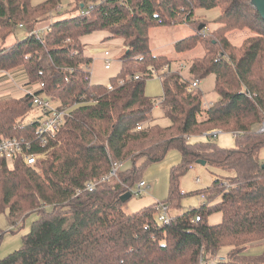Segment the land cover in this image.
Wrapping results in <instances>:
<instances>
[{"label": "trees", "instance_id": "trees-1", "mask_svg": "<svg viewBox=\"0 0 264 264\" xmlns=\"http://www.w3.org/2000/svg\"><path fill=\"white\" fill-rule=\"evenodd\" d=\"M59 4L0 0V41L19 25L26 31L0 49V71L21 68L29 85L43 84L35 95L68 110L63 125L41 145L39 122L22 123L34 106L32 96L0 99V139H24L31 152L48 151L34 166L16 161L10 169L0 161V215L6 214L10 227L28 214L38 215L20 248L0 264H200L217 258L223 248L229 250L218 264H264V252L245 254L264 242V164L259 161L264 132L251 130L264 124V21L255 8L248 0H68L65 16L41 35L33 34ZM198 9H218V27L210 38L197 29L174 44L177 53L199 43L204 47L203 57L190 64L193 79L186 81L171 70L167 57L152 54L149 30L193 26ZM243 29L253 35L232 46L227 34ZM100 31L129 47L107 85L89 82L92 59L81 42ZM165 66L170 69L160 79L159 107L170 125L161 127L152 123L155 101L146 96L145 82L152 70ZM209 75L218 101L204 109L202 94L186 87ZM213 130L233 134L235 146L219 148L212 134L191 143ZM171 150L179 152L181 162L172 168L168 196L160 203L168 209L182 198L180 180L198 160L233 174L191 193L203 196L204 203L167 224L156 219L158 203L127 213L128 200L122 203L120 197L139 196L133 190L143 170ZM113 168L115 176L86 190ZM215 213L220 222L211 224Z\"/></svg>", "mask_w": 264, "mask_h": 264}, {"label": "rangeland", "instance_id": "rangeland-1", "mask_svg": "<svg viewBox=\"0 0 264 264\" xmlns=\"http://www.w3.org/2000/svg\"><path fill=\"white\" fill-rule=\"evenodd\" d=\"M30 1L33 5H37L44 2L45 0ZM58 9V12L57 10L54 11V13H52L47 19L43 20L41 24H39L38 28L44 29L52 22L58 20L60 17L65 16V14L69 11L68 0H60ZM218 15V9H198L195 12V18L197 22H195L193 26H191L190 24H179L168 26H155L151 28L149 30V38L152 54L167 57L169 60L172 61V71L178 72L182 79L186 81L192 80L193 77H191L189 74L190 64L194 58L203 57L204 47L201 43H199L193 50L184 53H177L174 49V44L188 36L193 35L196 30L199 29V27H202L201 29H199L201 30L202 37L205 35L204 39L210 38L209 35L218 27V24L215 23V19ZM101 33L105 34L106 32ZM98 35H100L99 32H94L92 37H98ZM252 35L253 34L248 29L233 30L227 34V38L232 46L240 47L243 42ZM25 36L26 31L24 29L16 28L14 34L9 36L4 42L0 41V49L10 45L12 42H16L17 40L24 38ZM103 40L102 42L96 41V43L92 44V46L99 47L100 49L107 46H110L111 48V45H115L117 47L119 45L121 46L120 39L118 38L106 39V41ZM124 46H127V50L129 49L128 45L124 44ZM117 47L116 49H112L114 52L110 55V62H105L103 61V59L98 58L93 60L92 64L88 69V72L90 75L93 74V79H95L96 81L95 83L98 84L99 81L103 80V82H105V84L107 85L109 82V76H115L117 74L119 68V56L121 55V51ZM127 50H125L124 52H126ZM106 63H108L109 65L108 70L104 69V65ZM14 70L21 71L22 69L19 68ZM14 70H11L8 73L9 79H0V88H2V90H15L16 85L30 87L34 86L29 85L27 79H24V81H20L13 77L12 71ZM214 79L215 78L213 75H209L203 78L202 80H199L198 88L196 89V91L198 90L202 94V107L204 109H207L210 105L218 101V96L214 92ZM145 94L146 96L154 99L155 101L154 108L151 113L152 123L161 127L169 126V120L163 115L159 107V100L162 96V87L158 77H152L146 80ZM2 96L3 95H0V99H3ZM199 119H201V116L199 117ZM43 120L44 113L42 109L39 106L34 105L31 111L24 118H22V123H41L43 122ZM261 128V124H255L252 126L253 130H251L252 132H256L257 130L260 131ZM213 131L205 132L200 135V137H193L190 139V141L191 143L204 141V137L208 134H211ZM212 142L219 148L224 149L232 148L235 146L234 136L231 133L220 132L219 134L214 135ZM180 162L181 156L179 152L176 150H171L165 155L162 160L147 166L142 172V182L145 185L143 188V192L139 194V196L133 197L128 200L124 206V210L127 213H132L143 208L144 206L163 202L168 196L170 172L172 168L174 166H178ZM232 174V172L225 171L222 168L214 166L192 165L182 176L179 183V189L183 196L176 206L168 209V216L170 218H173L176 215L186 211L187 209L197 208L201 206L204 203L203 196L193 195L191 193L209 187L212 184L214 177L222 178L226 176H231ZM196 179H198V182H196ZM136 189L137 186L134 188V190ZM159 214H161V212L157 211V220ZM37 218L38 215L33 212L31 214H28L23 219V221H21L17 226L10 227L6 219V214L0 215V235H2V238L0 240V260L20 248L22 244V237L30 231L31 224ZM219 218V214H212L209 217V223L216 222ZM228 250V248H223L218 255L219 259L214 257L216 264H218V262L220 261H223V258L226 257ZM261 252L262 248L256 245L249 246L247 249L248 254H260Z\"/></svg>", "mask_w": 264, "mask_h": 264}, {"label": "built area", "instance_id": "built-area-1", "mask_svg": "<svg viewBox=\"0 0 264 264\" xmlns=\"http://www.w3.org/2000/svg\"><path fill=\"white\" fill-rule=\"evenodd\" d=\"M88 11L84 12L87 13ZM18 28H23V26L19 25ZM49 27H46L44 29H38L33 34L35 35H41L45 31H48ZM105 59L109 57L110 51L104 50L102 52ZM108 61V60H106ZM109 65L106 63L105 69H108ZM168 71V67H164L159 71L152 70L151 76L152 77H158L161 79L162 74L164 72ZM139 76H135L134 79L137 80ZM199 81H192L190 82L186 90L187 92L194 91L198 88ZM38 90L43 88V84L40 83L37 85ZM108 89H111L109 86ZM28 95L32 96L33 104L39 106L43 113H44V120L43 122H39V124L36 126V131L39 137V142L41 145H46L47 137L53 136L56 134V132L59 130V128L63 125L65 118L68 116V110L61 105H57L54 102H50L46 99H42L39 96L35 95V93L28 92ZM262 128L260 131L257 130V132L261 133L264 132V126L261 125ZM220 131H213L212 135L219 134ZM31 143L28 141H25L24 139L19 138H1L0 139V161H5L8 168L12 169L14 167V164L16 161H19L27 166H34L40 159H44L48 151L41 152V153H33L29 149L31 147ZM115 168L112 169L110 173H108L105 176L100 177L97 181L90 182L86 184V190L91 192L95 189V187L98 184L106 183L111 177L115 176ZM196 182H198V179H196ZM144 183L141 181L137 185V189L133 190V193L135 194H141L143 192ZM156 209L161 212L158 217V221L162 223H169L171 218L168 216V208L164 205L158 203L156 206ZM199 218H196V221H198ZM200 264H216L215 260L210 261L209 263L205 262L204 260H201Z\"/></svg>", "mask_w": 264, "mask_h": 264}, {"label": "crops", "instance_id": "crops-1", "mask_svg": "<svg viewBox=\"0 0 264 264\" xmlns=\"http://www.w3.org/2000/svg\"><path fill=\"white\" fill-rule=\"evenodd\" d=\"M49 26V25H48ZM47 26V27H48ZM21 29H23V28H21ZM38 29H40V28H38ZM37 29V30H38ZM100 33V35H98V37H92L93 36V34H90V35H86V36H84V37H82V39H81V42H82V44L84 45V49H85V54H86V56H88V57H90L91 59H92V62H93V60L94 59H96V58H98V59H103V61H105V62H110V55L114 52L112 49H116V47L117 46H115V45H111V48H110V46L108 47L107 45V47H104V48H102V49H100L99 47H95V46H92V44H94V43H96V41H101L102 42V40L103 39H105V40H103V41H106V39H109V38H107L108 37V34H103V33H101V32H99ZM102 34V35H101ZM120 42H121V46L119 45L117 48H119V50L121 51V55L119 56V68H118V71H117V73L119 72V69H120V66H121V62H120V58H121V56L124 54V51L125 50H127V46H124V44H123V42H122V40H120ZM14 42H12L11 44H13ZM10 44V45H11ZM105 45V44H104ZM9 46V45H8ZM104 50H109L110 51V54H109V57H107V59H105V57L103 56V54H102V52L104 51ZM106 60H108V61H106ZM171 61V60H170ZM92 64V63H91ZM106 65V64H105ZM105 65H104V69H105ZM170 68H171V66H169ZM168 67V70L170 69ZM109 69V68H108ZM108 69H105V70H108ZM10 72V71H9ZM9 72H5V71H0V79H9V76H8V73ZM117 75V74H116ZM115 75V76H116ZM12 76L13 77H15L16 79H18V80H23L24 81V79H28L27 78V76H26V74H25V72L23 71V70H21V71H19V70H14V71H12ZM111 77H114V76H109V78H111ZM108 78V79H109ZM160 80V79H159ZM28 82V81H27ZM89 82L91 83V84H97V83H95L96 81H95V79H93V74L92 75H90L89 74ZM24 83V82H23ZM98 84H100V85H106L105 84V82H103V80H101V81H99V83ZM1 87V86H0ZM38 91V88H37V85H34V86H32V87H30V86H23V85H16V89L14 90H7V89H5V90H2V88H0V95H3L2 97L3 98H8V97H12V98H21V97H23L24 95H27V93L28 92H32V93H36ZM14 93V94H13ZM160 101V100H159ZM253 130V129H252ZM257 132V131H256ZM212 134V133H211ZM259 161H260V163L261 164H264V149H262L261 151H260V153H259ZM193 165H199V164H193ZM200 166H202V165H200ZM204 166H206V164L204 165ZM194 167V166H193ZM217 179H221L220 177H214V179H213V181H216ZM220 215V214H219ZM221 217V216H220ZM220 219L221 218H219L216 222H212L211 224H217V223H219L220 222ZM256 246H259L260 248H262V252L260 253V254H262L263 252H264V242H262V243H260L259 245H256ZM261 246H263V247H261ZM245 254H248L247 252L245 253ZM260 254H248V255H251V256H257V255H260ZM218 258V257H217ZM219 259V258H218ZM225 258H223V260H224Z\"/></svg>", "mask_w": 264, "mask_h": 264}, {"label": "water", "instance_id": "water-1", "mask_svg": "<svg viewBox=\"0 0 264 264\" xmlns=\"http://www.w3.org/2000/svg\"><path fill=\"white\" fill-rule=\"evenodd\" d=\"M250 2V4L252 5V7L255 8V10L257 11V13L259 14V16L263 19L264 21V0H248ZM202 27H199V29H201ZM264 126V124H261ZM258 133V132H256ZM196 164L202 165L204 166L206 163L205 161H201L198 160L196 162ZM131 197L130 193H125L120 197V201L122 203H125L127 200H129Z\"/></svg>", "mask_w": 264, "mask_h": 264}]
</instances>
